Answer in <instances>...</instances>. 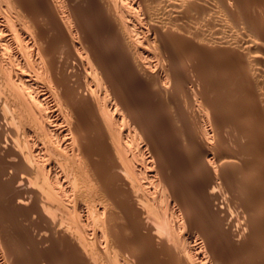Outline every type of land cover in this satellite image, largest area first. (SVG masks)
<instances>
[{"label":"bare ground","instance_id":"6f19581e","mask_svg":"<svg viewBox=\"0 0 264 264\" xmlns=\"http://www.w3.org/2000/svg\"><path fill=\"white\" fill-rule=\"evenodd\" d=\"M257 6L0 0V264H264Z\"/></svg>","mask_w":264,"mask_h":264},{"label":"rangeland","instance_id":"374dc122","mask_svg":"<svg viewBox=\"0 0 264 264\" xmlns=\"http://www.w3.org/2000/svg\"><path fill=\"white\" fill-rule=\"evenodd\" d=\"M252 7H255V6H251V8H252ZM257 7H258V8H257ZM257 7H256L257 9L254 8V11H253V13L256 14L254 17H255V18L257 17V18L255 19V18H253V16H252V18H251V22H253V23H256V20H257L258 18H260V19H264V17H263V16H264V12H263L264 10L261 11L262 8H261V10H260V9H259V6H257ZM247 9H248V10H253V9H250V6H249ZM255 10H257V11H255ZM258 10L261 11V12H263V13L260 14V12H259ZM255 12H256V13H255ZM224 13H225V12H224ZM224 13L222 12V16H223V19L225 20V19L228 18V16H225ZM258 14H259L260 16H258ZM226 15H227V14H226ZM262 15H263V16H262ZM262 17H263V18H262ZM254 19H255V21H254ZM245 20H246V19H245ZM227 22H228V21L226 20L224 23L228 26V24H230V23H229V22L227 23ZM230 25H231V24H230ZM242 26H243V27H239V29H240V28H241V29H240V30L238 29V30H239L241 33H242V31H244V32H243L244 34L249 35V34H250V32H248L249 30H248L247 28H245L243 24H242ZM228 27H232V26H228ZM232 28H233V27H232ZM244 28L247 29V30L245 31ZM241 30H242V31H241ZM245 32H246V33H245ZM247 32H248L249 34H248ZM123 77H124V76H123ZM130 91H131V89H130ZM147 91H148V89H147ZM151 91H152V92H151ZM153 91H154V90H149L148 92H150L151 95H153L154 93H156V92L153 93ZM152 93H153V94H152ZM154 96H155V94H154ZM182 99H184V97H183ZM184 100H185V99H184ZM163 101H164V100H162V102H161V100L158 101V100L156 99V103H155V104H154V101H152L153 103H152L151 106H153V104H154V106H156V105H160V106L152 107V110L149 109V112H148V115H147L148 117L146 116L147 118L150 119L149 121H152V123H150L151 125L153 124V122H154V123L156 122L157 124H159V125H157V124L155 123L154 126L152 125L153 128H154V127L156 128V129H155V128H154V129H155L157 132L159 131V132H158L159 134L161 133L160 130H161V128L163 127V126H162V125H163V124H162L163 121H162V123H161V120H162L161 117H163V116L165 117V115L169 113L168 111L173 112L174 109H175V107H173L174 105H172V107H171V106H170L171 103H169L167 100L164 101L165 103H163ZM166 101L169 103V105H167L168 103H167ZM182 101H183V100H182ZM158 102H159V104H157ZM160 102L162 103V105H161ZM219 103H220V102H219ZM163 104H164V105H163ZM219 105H220V104H219ZM161 106H162V107H161ZM163 106H165V107H163ZM166 106H168V107H166ZM169 107H171V109H172L173 111L170 110V109L167 111V108H169ZM153 108H154L155 110H154ZM156 108H157V110H156ZM158 109H159V111H164V112H160V113H159ZM161 109H164V110H161ZM165 109H166V110H165ZM150 110L152 111L153 115H152V113H151ZM165 112H167V113H165ZM156 113H157V114H156ZM162 113H163V115H161ZM164 113H165V114H164ZM150 114H151L152 117H150ZM159 114H160V115H159ZM158 115H159V116H158ZM154 116H155V117H154ZM153 117H154V119H153ZM160 119H161V120H160ZM153 120H154V121H153ZM159 120H160V121H159ZM158 122H159V123H158ZM161 124H162V125H161ZM156 126H157L158 128H157ZM160 127H161V128H160ZM225 131H226V132H225ZM225 131H224V134H225L224 137L226 136V137H225L226 139L224 138L225 140L221 141V143H222V142H225L224 144H226V147L228 146L227 149L225 150L226 147H225V145L222 143V145H224L223 147H225V148H224L225 151L230 150L229 152H232V151H234L233 149H236V148H235V147H236V146H235L236 144L231 142V144H235V145H232V146H234V148H233L230 144H228V143H230V141H228L229 136H228V138H227V134H228V132H227V130H225ZM228 135H229V134H228ZM167 136H168V135H167ZM167 136H166V141H167V142H165L166 145H168V143H169L171 140H173L174 138H176V136L174 137L173 134H171V135L168 136V137H167ZM171 136H172L173 138L169 140V138H170ZM167 138H168V139H167ZM180 138H181V137H180ZM168 140H169V141H168ZM226 140H227V141H226ZM242 140H244V141H243L244 144H245V143H246V144L248 143V140H247V139L245 140V138H244V139L242 138L241 141H240V139H239L240 142H242ZM180 141H181L180 147L186 150V149H187L186 146H187V144H188V141H185V140H184V141H183V140H180ZM245 141H246V142H245ZM182 142H183V143H182ZM186 142H187V143H186ZM217 142H218V140H217ZM226 142H227V143H226ZM185 143H186V144H185ZM219 143H220V141H219ZM221 143H220V144L217 143V144L221 147V146H222ZM183 144H185L186 146L183 147V146H184ZM242 144H243V143H242ZM182 145H183V146H182ZM170 146H172V144H170ZM230 146H231L232 150H231ZM172 147H174V145H173ZM223 147H221V148L223 149ZM181 148L178 147V149H177V151L180 150L181 152L179 151V153H178V152L176 151V152L178 153V155H179L180 153H182V152L185 153V150L182 149V150H183V151H182ZM229 148H230V149H229ZM173 149H174V148H173ZM186 151H187V150H186ZM247 151H248V152H247ZM227 152H228V151H227ZM244 152H245V154H243ZM244 152L240 153V155H238V153L234 154L235 156L238 155L239 157H238V156H237V157L234 156L235 158H232L231 162H230V161L226 162V165H228V166H226V168L228 167V168H227L228 170L234 172V171H235V168H236V171H237V172L235 171L234 173H235V175H237V177H238V176H242V175H239V172H238V170H237V168H238L237 166H240V167H239V169H240V168H241V165L243 164V163H242L243 160H244L246 157H247V158H250V156H252V154L250 155V150H246V151H244ZM232 153H233V152H232ZM248 153H249V154H248ZM241 154H243V158H240V157H242ZM247 154H248V155H247ZM176 155H177V154H176ZM248 156H249V157H248ZM244 157H245V158H244ZM171 158H173V159H171V160H172V162H174V163H175L176 160H177V162H179L178 160H180L179 157H178V159L175 158V157H171ZM237 158L240 159V160H237ZM175 159H176V160H175ZM234 159H235V160H234ZM174 160H175V161H174ZM234 161H235V162H238V163L231 164V163L234 162ZM239 161H240L242 164H241ZM229 162H230V165L233 167V169L230 168L231 166L228 164ZM238 164H239V165H238ZM234 165H236V166L234 167ZM231 169H232V170H231ZM237 173H238V174H237ZM193 184L195 185V183L191 182V184H190V187H191V188L193 187ZM193 188H194V187H193Z\"/></svg>","mask_w":264,"mask_h":264}]
</instances>
